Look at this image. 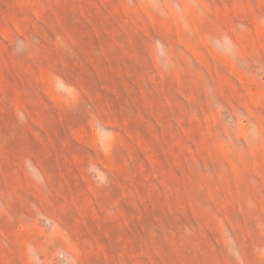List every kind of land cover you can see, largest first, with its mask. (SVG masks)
I'll return each mask as SVG.
<instances>
[{
  "label": "rangeland",
  "instance_id": "374dc122",
  "mask_svg": "<svg viewBox=\"0 0 264 264\" xmlns=\"http://www.w3.org/2000/svg\"><path fill=\"white\" fill-rule=\"evenodd\" d=\"M0 264H264V0H0Z\"/></svg>",
  "mask_w": 264,
  "mask_h": 264
}]
</instances>
